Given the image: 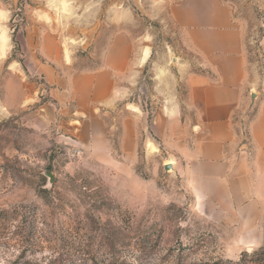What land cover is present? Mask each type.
Returning <instances> with one entry per match:
<instances>
[{"label":"rangeland","instance_id":"rangeland-1","mask_svg":"<svg viewBox=\"0 0 264 264\" xmlns=\"http://www.w3.org/2000/svg\"><path fill=\"white\" fill-rule=\"evenodd\" d=\"M180 1L0 0V264L264 259V158L251 134L264 0H221L247 80L220 160L189 100V76L211 73L172 17ZM113 67L125 68L118 102L79 112L72 80Z\"/></svg>","mask_w":264,"mask_h":264},{"label":"crops","instance_id":"crops-1","mask_svg":"<svg viewBox=\"0 0 264 264\" xmlns=\"http://www.w3.org/2000/svg\"><path fill=\"white\" fill-rule=\"evenodd\" d=\"M177 26L185 40L199 55L203 66L211 75L189 76V100L201 114L207 136L202 143L213 146L216 160L223 159L225 149L235 141L232 117L243 101V88L247 80L243 34L235 26L231 9L221 0H181L171 7ZM102 69L77 76L72 80L78 111L96 104L114 106L119 98L115 74L124 71ZM84 83V87L78 86ZM180 109H173V118ZM253 142L259 149L258 160L264 158V103L251 124ZM222 165V163H218Z\"/></svg>","mask_w":264,"mask_h":264},{"label":"trees","instance_id":"trees-1","mask_svg":"<svg viewBox=\"0 0 264 264\" xmlns=\"http://www.w3.org/2000/svg\"><path fill=\"white\" fill-rule=\"evenodd\" d=\"M260 254V253H259ZM262 254L264 255V251L262 252ZM247 256V255H246ZM255 256V255H254ZM77 262V261H74ZM256 264H264V259L258 260L255 262ZM57 264V263H56ZM196 264H211V263H196ZM216 264V263H215ZM235 264H239V263H235Z\"/></svg>","mask_w":264,"mask_h":264},{"label":"water","instance_id":"water-1","mask_svg":"<svg viewBox=\"0 0 264 264\" xmlns=\"http://www.w3.org/2000/svg\"><path fill=\"white\" fill-rule=\"evenodd\" d=\"M252 97L255 98V95L253 94ZM168 169H169V166H168ZM50 176H51V175H50Z\"/></svg>","mask_w":264,"mask_h":264},{"label":"bare ground","instance_id":"bare-ground-1","mask_svg":"<svg viewBox=\"0 0 264 264\" xmlns=\"http://www.w3.org/2000/svg\"><path fill=\"white\" fill-rule=\"evenodd\" d=\"M147 56H148V55H146L144 59H146V58H147Z\"/></svg>","mask_w":264,"mask_h":264}]
</instances>
